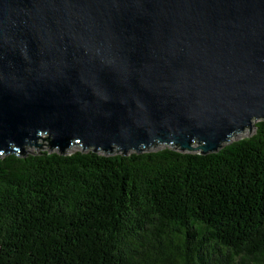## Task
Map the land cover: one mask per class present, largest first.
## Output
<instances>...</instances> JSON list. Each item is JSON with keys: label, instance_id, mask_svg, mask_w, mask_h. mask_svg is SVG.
<instances>
[{"label": "water", "instance_id": "obj_1", "mask_svg": "<svg viewBox=\"0 0 264 264\" xmlns=\"http://www.w3.org/2000/svg\"><path fill=\"white\" fill-rule=\"evenodd\" d=\"M261 119L264 0H0V156L207 155Z\"/></svg>", "mask_w": 264, "mask_h": 264}, {"label": "trees", "instance_id": "obj_2", "mask_svg": "<svg viewBox=\"0 0 264 264\" xmlns=\"http://www.w3.org/2000/svg\"><path fill=\"white\" fill-rule=\"evenodd\" d=\"M250 130L207 155L47 135L1 155L0 264H264V119Z\"/></svg>", "mask_w": 264, "mask_h": 264}, {"label": "rangeland", "instance_id": "obj_3", "mask_svg": "<svg viewBox=\"0 0 264 264\" xmlns=\"http://www.w3.org/2000/svg\"><path fill=\"white\" fill-rule=\"evenodd\" d=\"M255 130H246L244 131L242 134H239L238 136H236L233 141H238L240 139H243V138H248L250 137L253 133H254ZM197 147H199V144H195L194 145V148L196 149ZM160 149H163L162 147ZM193 152H198L199 150H195Z\"/></svg>", "mask_w": 264, "mask_h": 264}]
</instances>
